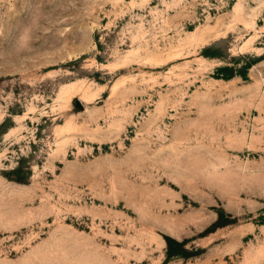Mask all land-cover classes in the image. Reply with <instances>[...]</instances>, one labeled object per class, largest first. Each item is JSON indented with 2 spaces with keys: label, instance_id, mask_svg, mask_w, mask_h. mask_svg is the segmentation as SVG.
<instances>
[{
  "label": "rangeland",
  "instance_id": "1",
  "mask_svg": "<svg viewBox=\"0 0 264 264\" xmlns=\"http://www.w3.org/2000/svg\"><path fill=\"white\" fill-rule=\"evenodd\" d=\"M0 264H264V0H0Z\"/></svg>",
  "mask_w": 264,
  "mask_h": 264
}]
</instances>
